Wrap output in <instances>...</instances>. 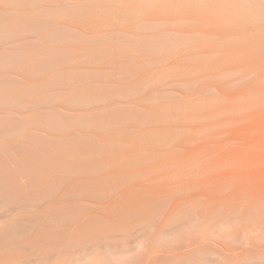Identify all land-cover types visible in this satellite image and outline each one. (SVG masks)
I'll return each mask as SVG.
<instances>
[{"label":"bare ground","instance_id":"6f19581e","mask_svg":"<svg viewBox=\"0 0 264 264\" xmlns=\"http://www.w3.org/2000/svg\"><path fill=\"white\" fill-rule=\"evenodd\" d=\"M0 264H264V0H0Z\"/></svg>","mask_w":264,"mask_h":264}]
</instances>
